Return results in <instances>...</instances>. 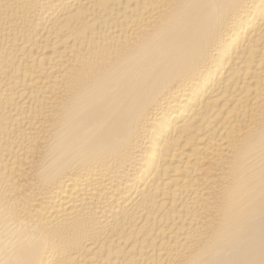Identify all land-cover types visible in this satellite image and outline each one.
Masks as SVG:
<instances>
[{
	"label": "bare ground",
	"instance_id": "1",
	"mask_svg": "<svg viewBox=\"0 0 264 264\" xmlns=\"http://www.w3.org/2000/svg\"><path fill=\"white\" fill-rule=\"evenodd\" d=\"M0 264H264V0H0Z\"/></svg>",
	"mask_w": 264,
	"mask_h": 264
}]
</instances>
